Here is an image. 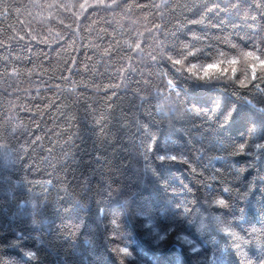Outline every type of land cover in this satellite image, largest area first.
I'll use <instances>...</instances> for the list:
<instances>
[{
  "label": "trees",
  "instance_id": "1",
  "mask_svg": "<svg viewBox=\"0 0 264 264\" xmlns=\"http://www.w3.org/2000/svg\"><path fill=\"white\" fill-rule=\"evenodd\" d=\"M248 51L264 0H0V264H264Z\"/></svg>",
  "mask_w": 264,
  "mask_h": 264
},
{
  "label": "snow or ice",
  "instance_id": "2",
  "mask_svg": "<svg viewBox=\"0 0 264 264\" xmlns=\"http://www.w3.org/2000/svg\"><path fill=\"white\" fill-rule=\"evenodd\" d=\"M220 57H225L224 53L219 54ZM244 58L249 61V67L251 70V79L256 80L257 79V72L259 70L260 76H264V54H260L255 51H248L244 54ZM175 64H180V60H176L174 62ZM240 63V60L236 57L232 58H217L214 60H209L207 63H204L202 65V68L199 72H196L195 75H187V73H182V75H186L189 79H195L197 81H210L214 78H220V77H226L230 73L235 76L237 72L238 65ZM193 68H195V65H193ZM169 88L174 89V85L171 81H169ZM231 117V112L226 116V120ZM158 159L162 162L164 161H177L178 156L175 154L169 155L168 151L162 152L158 156ZM219 203L223 204L224 201L221 200ZM147 226H152V222L149 220ZM224 231H227L225 228ZM118 251H122L124 253V256L121 257V259L124 261V264H126L127 260H130L133 258V253L128 247H123L122 249H118ZM29 255H34L30 253Z\"/></svg>",
  "mask_w": 264,
  "mask_h": 264
},
{
  "label": "rangeland",
  "instance_id": "3",
  "mask_svg": "<svg viewBox=\"0 0 264 264\" xmlns=\"http://www.w3.org/2000/svg\"><path fill=\"white\" fill-rule=\"evenodd\" d=\"M234 205H235V203H234Z\"/></svg>",
  "mask_w": 264,
  "mask_h": 264
}]
</instances>
